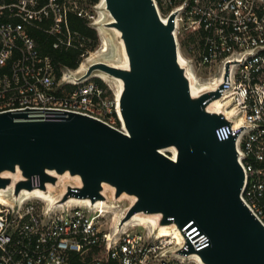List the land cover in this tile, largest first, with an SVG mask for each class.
I'll list each match as a JSON object with an SVG mask.
<instances>
[{
    "label": "water",
    "instance_id": "water-1",
    "mask_svg": "<svg viewBox=\"0 0 264 264\" xmlns=\"http://www.w3.org/2000/svg\"><path fill=\"white\" fill-rule=\"evenodd\" d=\"M105 1L128 66L98 63L77 81L99 71L120 80L124 131L75 113L64 122L1 113L0 191L18 203L35 180L43 193L56 187L59 205L127 202L117 235L136 216H147L155 219V233L191 225L186 233L206 239L198 253L203 264H264V224L242 200L237 136L223 140L218 133L235 122L226 115L231 102L213 106L237 61L219 84L195 95L189 65L180 62L174 16L164 22L153 0Z\"/></svg>",
    "mask_w": 264,
    "mask_h": 264
},
{
    "label": "built area",
    "instance_id": "built-area-1",
    "mask_svg": "<svg viewBox=\"0 0 264 264\" xmlns=\"http://www.w3.org/2000/svg\"><path fill=\"white\" fill-rule=\"evenodd\" d=\"M161 19L174 16L175 39L198 85L219 84L221 106L235 122L219 128L223 140L237 136L245 172L243 203L264 224V0H153ZM69 1L11 0L0 6V114L23 113L29 121L64 122L86 115L123 130L116 97L97 77L78 82L83 70L61 68L43 55L31 36L56 37L54 48L91 54L87 39L69 28V13L89 19ZM187 47L188 56L183 53ZM82 61L79 65L81 67ZM23 120V119H22ZM32 190L36 181L31 182ZM10 198V197H9ZM0 204V264H203L206 239L185 228L161 237L133 223L117 235L112 205H59L42 199ZM126 207V206H125ZM174 233V231L172 232Z\"/></svg>",
    "mask_w": 264,
    "mask_h": 264
},
{
    "label": "bare ground",
    "instance_id": "bare-ground-1",
    "mask_svg": "<svg viewBox=\"0 0 264 264\" xmlns=\"http://www.w3.org/2000/svg\"><path fill=\"white\" fill-rule=\"evenodd\" d=\"M101 5L104 6L105 10L107 11V9H106V1L105 0H101ZM108 14L110 16V22L109 23H112L113 22V18L110 15L109 12H108ZM101 29L102 30L99 29L100 32H101V35L102 34L104 35V29L105 28L103 29V27H101ZM108 30L112 31L115 34V36L118 38V44H119V49H120L121 56H117L116 55L114 58L109 59V60L108 59H96L99 56V53H101V55H103V54L107 53V51H108L107 43H103L104 45L102 46V49H100L99 52L93 53L90 59H88L85 63L84 62L82 63L81 67L79 68L78 74L81 73L83 70H85L87 67L92 66V65H96L98 63H107L109 65H114V66H117V67L127 68L128 61H127V56H126V53H125V48H124L123 42L121 41V38H120V33L114 28H109ZM89 62H91V63H89ZM180 62L181 63H186V60H185V58L182 55H180ZM86 63H88V65H86ZM93 77H97V78H100L102 80H105V81L109 82L111 87L113 86L114 89H115V85H116L117 90L115 89L116 90L115 97H116V102H117V106H118L119 115L121 117V120L123 121L122 115H121L120 104H119L120 93H121V89H122V84H121L120 80H118V79H116L114 77H111V76H109V75H107L105 73H102L101 71H99L96 74H94ZM197 83H198V81H196L194 79V82L192 83V92L195 95L198 94L199 92L203 91V89L205 88L204 85H198ZM221 105H222V101L221 100H218V101L213 103L214 108H219V107H221ZM168 151H170V150H168ZM163 153H166V151H163ZM175 157H176V153L174 152L173 159H175ZM18 178H19V175L16 176V179H18ZM66 179L77 180V179L71 178L69 176L62 177V181L66 180ZM49 189L50 190H49L48 193H43V192H41V191H39L37 189L31 190V191H24L22 193V195H23L22 198L26 197L25 199H42L43 201L48 202V203H52V205H53V204L57 203L55 201V197H56L55 196V190H56V187L55 186H50ZM106 189H109V188L106 187ZM123 199L133 200V198L125 196V195L123 196ZM11 202H12V200L9 198V196L7 194V191H0V204H2V203L6 204V203H11ZM82 203H85V202H83L82 200H76V199H71V201L69 202V204H71V205H79V204H82ZM118 206L119 205L116 204V203L112 204V208L115 209L113 214L115 213V218L116 219L119 216V212L118 213L116 212V210H117L116 208H118ZM133 223H137V224H140V225H143V226H146V227H151L153 229L156 228L155 219L152 218V217L136 216L134 219H132L130 222H128L125 227H128V226H130ZM173 231H174V233H172ZM157 233L161 237L170 236L172 234H175L176 236L179 237V233L175 230V228L173 226H171V227L170 226L161 227V228H159L157 230Z\"/></svg>",
    "mask_w": 264,
    "mask_h": 264
},
{
    "label": "trees",
    "instance_id": "trees-1",
    "mask_svg": "<svg viewBox=\"0 0 264 264\" xmlns=\"http://www.w3.org/2000/svg\"><path fill=\"white\" fill-rule=\"evenodd\" d=\"M59 2H65L67 0H58ZM93 4L98 3L100 0H90ZM11 3V0H0V6L8 5ZM69 28L72 31H77L81 33L86 39L91 40L92 43L88 46V49H94L98 44V37L94 30H91L88 27V22L85 19L79 18L74 13H69L68 18ZM31 36L36 41L40 52L43 55H48L52 58L53 63L60 71L61 68H68L71 70L79 69V65L82 61V51L78 49H56L54 44L56 42V37L48 35L40 30L32 29ZM96 81L104 87L106 90L105 84L96 79ZM108 92V91H107ZM109 94V93H108Z\"/></svg>",
    "mask_w": 264,
    "mask_h": 264
},
{
    "label": "rangeland",
    "instance_id": "rangeland-1",
    "mask_svg": "<svg viewBox=\"0 0 264 264\" xmlns=\"http://www.w3.org/2000/svg\"><path fill=\"white\" fill-rule=\"evenodd\" d=\"M68 1L70 3L75 2L80 9H82V10H84V12L88 13V16H89V19L87 20L88 27L91 30H94L97 34V37H98V44L96 45V47L94 49H90V47H89L91 54L84 57L82 59V63L83 62L85 63L88 59H90L93 53L99 52L100 49H102V46L104 45L103 43H107L108 51H107V53H105L103 55H101V53H99V56L96 59H108L109 60V59L114 58L116 55L121 56L119 44H118V38L115 36V34L112 31L108 30L109 28H111L108 25L110 22V16H109L108 12L105 10L104 6L101 5V0L96 4H93L90 0H68ZM70 3H69V5H70ZM101 27H103V29L105 28L104 29V35L103 34L101 35V32H100V30H102ZM91 43H92V41L88 40L87 46H89ZM186 50H187V47L184 46L183 47V53L185 56H188V53ZM89 63H91V62H89ZM86 65H88V63H86ZM96 79L101 80L105 84L109 95L111 97L115 98V92L117 90L116 85H115V89H116L115 90L113 86L111 87L109 82L102 80L100 78H96ZM166 154L171 156V154L168 152H166ZM55 194H57V193H55ZM119 205H120V208H124L125 206L128 205V203L122 202V203H119ZM116 212L118 213L119 210H116Z\"/></svg>",
    "mask_w": 264,
    "mask_h": 264
}]
</instances>
